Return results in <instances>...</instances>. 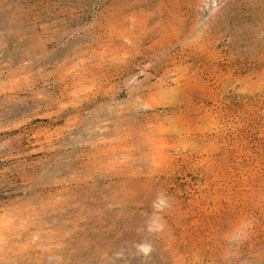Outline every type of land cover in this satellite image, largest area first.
I'll use <instances>...</instances> for the list:
<instances>
[{
  "label": "rangeland",
  "instance_id": "1",
  "mask_svg": "<svg viewBox=\"0 0 264 264\" xmlns=\"http://www.w3.org/2000/svg\"><path fill=\"white\" fill-rule=\"evenodd\" d=\"M0 264H264V0H0Z\"/></svg>",
  "mask_w": 264,
  "mask_h": 264
}]
</instances>
